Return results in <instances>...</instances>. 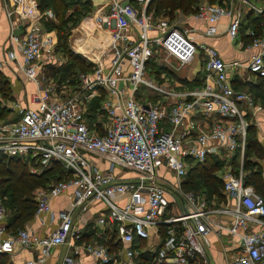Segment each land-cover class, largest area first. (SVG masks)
<instances>
[{
    "label": "built area",
    "instance_id": "built-area-1",
    "mask_svg": "<svg viewBox=\"0 0 264 264\" xmlns=\"http://www.w3.org/2000/svg\"><path fill=\"white\" fill-rule=\"evenodd\" d=\"M5 1L7 14L15 13L23 30L8 34L11 48L0 64L13 60L47 95L32 107L14 103L17 119L0 123V161L28 158L32 172L60 164L64 178L33 190V217L41 225L55 217L54 197L66 194L70 199L56 227L39 235L27 227L8 229L0 196V252L40 247L35 257L9 264H44L50 250L61 244L70 253L61 264H86L81 252L96 264H141L138 258L146 253H152L153 264H205L210 231L238 236L239 250L230 264H264V199L241 171H220L225 193L220 205L202 191L184 187L188 169L208 155L242 160L248 125H261L256 118L261 103L251 91L232 85L229 70L243 69L245 80L264 76V34L250 31L258 50L245 63L225 61L186 29L167 18L154 19L146 11L150 0H107L81 21L86 28L110 31L107 60L78 72L79 82L59 96L41 62L43 56L57 59L56 34L42 23L55 18L53 10L40 9L36 0ZM190 16L206 23V35L218 34V22L226 17L230 37L237 35L241 20L231 3L204 2ZM199 49V84L177 88L147 75L155 51L181 66ZM100 87L104 97L92 108ZM260 130L264 137V127ZM92 155L108 165L100 166ZM92 201L104 204L96 221L115 228L116 251L97 239L84 240L73 223L72 212H84ZM215 215L228 216L229 222L215 221Z\"/></svg>",
    "mask_w": 264,
    "mask_h": 264
},
{
    "label": "crops",
    "instance_id": "crops-1",
    "mask_svg": "<svg viewBox=\"0 0 264 264\" xmlns=\"http://www.w3.org/2000/svg\"><path fill=\"white\" fill-rule=\"evenodd\" d=\"M106 1L107 0H90L93 7L104 4ZM259 1L260 0H235V3L231 1V5L236 7V9H239L241 13L239 30L237 35L234 37H230L224 29L227 22L226 17L219 20L218 28L220 30L216 35L203 34L206 23L203 20L192 18L190 16V13L184 12L180 8L175 9L174 18L172 17L173 20L171 21V24L186 29L195 41L205 42L214 47L217 50L218 54L225 61L237 60L241 63H245L250 55L258 50L257 45H254L252 43V35L250 31H252L255 35L264 34V6H259ZM9 8L10 6L7 1L0 0V59L3 58L6 50L11 48V45L7 39L8 34L12 32L14 34L20 35L23 30L19 17L15 13H12L11 15L7 14V10ZM55 18L53 20H55ZM45 21L46 20H42L44 27ZM45 29L51 30L55 33V28L52 29L45 27ZM90 29L96 30L100 29V27H91ZM109 34L110 31L108 32L107 36V48L109 46ZM86 47L87 45L84 43V41H82L80 37L75 38V40L73 41L72 49L77 53L81 52L83 54L82 50L86 52ZM100 50L101 49L97 50V53H93V60H91L90 58L89 59L94 62L103 60L105 61L107 57H105L104 52H101ZM84 55L86 56V54ZM86 57L88 58V56ZM55 61L56 60H53L52 58H47L44 56L41 59L42 64L47 67L45 69L51 70V72H54V70H56L53 69L52 66ZM187 64L191 65L189 73L180 77L178 76V79H175L173 83L171 82V84L175 85L177 88L188 86L191 87L194 85L190 83L187 84L186 79L193 80L195 78H201V49L195 52L194 57L190 62H187L182 66H185ZM0 74L6 81L10 90L9 98L6 99V105L8 108L13 109V105L15 102L23 106L32 107L36 105L40 96L44 97V94L45 96L47 95L45 92L39 89V86L34 80L28 78L25 75L24 71L19 68L13 60L0 64ZM229 74L231 83L234 87H240L241 89L243 87V89L250 90L255 99H257L261 103L262 108L257 111L256 118L261 122V125L258 127V129L260 127H264V98L262 100L260 98L261 95L256 94V92H259L260 90H254L253 87V89L247 88V85L252 86L257 84L259 77L252 76L251 78H249V80H245V72L239 67L230 69ZM78 82L79 79H77V81L73 84L64 82L62 84H66L67 86L71 84L72 86H74ZM247 82L249 84H247ZM103 97L104 89L100 87L99 95L94 96L92 99V108L96 107L102 101ZM11 112L14 113L16 111L13 109V111ZM92 157L95 159V161L99 162L100 166L106 167L108 165L106 162L100 161L97 156L92 155ZM51 204L55 217L45 218L50 219V222H47V224L45 225H41L39 220L37 218H34L33 215L31 218L27 219L24 222L23 227L30 228L34 231V233L39 235H45L53 228H55L60 220V218H58L60 212L69 206L70 199L66 194H61L54 197L51 200ZM104 209V204L102 202L92 201L89 204L87 210H85L84 212H78V210H74L72 212L74 225L82 230V235H88L84 237L86 239L82 237L84 240H92L98 238L101 235H105V225H107L108 227V224L101 225L96 221L97 217L104 211ZM212 219L215 221L217 220L222 221L223 223H228L230 218L224 215H215ZM207 238L209 240V244L206 246V250L209 256V261L205 264H230L231 259L234 258L239 250L240 240L238 239V236L231 235L226 231L220 235L216 234L213 231H210L207 234ZM39 249V246L30 248L18 247L16 252H14L13 254L0 252V256L4 257V262H2V264H9L28 258H33L39 253ZM69 254V249L66 244L58 245L50 250L44 264H61L63 258ZM80 257L86 264H96L93 258L87 253L81 252Z\"/></svg>",
    "mask_w": 264,
    "mask_h": 264
},
{
    "label": "trees",
    "instance_id": "trees-1",
    "mask_svg": "<svg viewBox=\"0 0 264 264\" xmlns=\"http://www.w3.org/2000/svg\"><path fill=\"white\" fill-rule=\"evenodd\" d=\"M37 3L40 9L51 7L56 19L55 20L47 19L45 21V27L47 25L46 28H56V30L57 27L55 25V22L57 21L58 16L60 17L59 19L62 21L60 26L63 27L65 25H69L68 28L70 29L72 26H74L77 23V20L79 22L82 15L90 12L93 9L90 0H37ZM218 3H223V2H218ZM76 4L77 5L83 4L84 12H82L83 8L76 9V7H74V5ZM170 5H171V12L168 11V7ZM198 6H196L194 2L193 3L190 2V0H150L146 6V11L150 12L153 15L154 19L159 18L157 17L156 13L161 11L166 13L167 12L171 13V18H172L174 16V11L177 8H180L184 12L191 13L194 12L198 8ZM68 8H72L71 12H67L68 14L72 16L76 13L78 14L76 20L71 21L70 18L67 17L68 14L66 13V11L68 10ZM65 27L63 28L65 29ZM68 28L65 30H68ZM65 30L64 32H66ZM59 37L63 38L62 35ZM69 53L71 54L69 59L77 60L78 58L77 52L75 51L72 52L71 50H69ZM151 60L148 61L147 65L151 62ZM79 62L82 63V61ZM71 66L72 65L70 63L62 64L61 69L59 68V73L61 72V75L58 77L59 81L60 80L65 81L66 79H68L66 78V75ZM91 66L93 67V65ZM92 67L90 68V70L92 69ZM81 71H87V69ZM77 74L78 72L76 73L75 76L76 78L74 77L69 78V83L73 84L74 82L77 81L78 79ZM0 77L2 78V81L5 83V85L8 87L3 77L2 76ZM200 82H201V78H197L196 84H199ZM247 84L249 83L247 82ZM247 86L248 89L254 88V90L261 91V89H264V76H260L258 78L257 84L252 86L249 85ZM260 91L256 92V94L260 95ZM3 107L2 109L4 110ZM1 113L2 110H0V115ZM257 132L258 130L255 125L253 124L248 125L247 134H246V145L249 148V150L252 151L253 154L257 156H261L263 155V152L262 149L260 148V143H258L256 140ZM210 156L217 157L216 155L211 154L208 155L206 158ZM245 156H247V154ZM203 162H197L188 169L184 181V187L190 189L193 188V186H196L198 188H204L202 189L203 190L202 192H205V195L207 194L208 196L209 194L221 195L220 187H222V183H223L222 179L220 176L216 175L213 172L214 167H217L218 164L216 163L215 160L206 164H202ZM256 163H257L256 161L251 163V160L248 159L246 160L244 168L249 170V172L244 174L243 178L245 182L252 184L264 199V178H262L260 172L252 170V166H253L252 164H256ZM30 165H31V161L28 158L22 156L3 157L0 161V196L2 198L4 207L10 211V214L8 216H5V225L8 229L12 231L17 230L20 227H23L24 222L33 216L36 207V201L33 198L34 188L37 186H44V187L49 186L50 183L48 182L50 179L49 177L51 176H54L55 180H57L64 178L65 175L58 162H55L50 167L45 168L42 172H32L29 169ZM194 167L198 169H194ZM208 196L207 199H209ZM105 226H106L105 235H101L96 239L103 242L107 246H110L112 250L116 251L119 247V242L117 241L116 238V230L114 227H109V226L107 227V225ZM86 236L88 235L86 234L82 235L83 238ZM151 257H152V253L151 254L146 253L144 254L142 260L139 258L138 260L141 264L148 262L150 264H153L151 263ZM0 260L2 264V262H4L3 261L4 257L0 256Z\"/></svg>",
    "mask_w": 264,
    "mask_h": 264
},
{
    "label": "rangeland",
    "instance_id": "rangeland-1",
    "mask_svg": "<svg viewBox=\"0 0 264 264\" xmlns=\"http://www.w3.org/2000/svg\"><path fill=\"white\" fill-rule=\"evenodd\" d=\"M231 1H233L235 3V0H190V2H192V3L194 2L196 6H198L204 2H213V3L223 2L225 4H229V3H231ZM259 4H260L259 6H264V0H260ZM74 7H76V9H80V8H83L84 5L83 4L77 5L76 4V5H74ZM72 8H68L66 13L71 12ZM168 11L171 12V5L168 7ZM82 12H84V8H83ZM188 13H190V12H188ZM85 14H87V13H85ZM156 14H157V17L167 18L170 21H172L174 18V16H173V18H171V13H168V12L166 13V12L161 11V12H158ZM77 16H78L77 13L74 14L73 16L70 14L67 15V17L70 18L71 21L76 20ZM83 16L84 15H82L79 22L77 20V23L74 26H72L70 29L68 28L69 25H65L66 27L63 26V27H65V29L68 28V30H65L62 26H60L62 21L59 19L60 18L59 16H58L57 21L55 22V25L57 27V30H56V28L54 29L55 34L57 36L56 37V44H55V54H56L57 59L53 63L52 66H53V69H56L58 72L55 73L56 70H54V72H51V70H49L48 72H49L50 77H51L49 81L51 82V84H55V89H56V93H57L56 95H59V96L65 94L68 90V87L71 86V84H69L67 86V88L64 89V88H62L63 82L69 83V78H73V77L76 78L75 76H76L77 72L84 70V69H87V71H88L92 67L91 65L97 64L96 61L95 62L91 61L94 58L93 53H97V50L101 49L100 51L104 52L105 57L108 56L107 36H108L109 30L103 29V28L92 30L93 28L90 29L91 27H89V29L86 27L84 28V26H82L83 24L81 22V21H83V19H82ZM46 27H47V25H46ZM64 30L66 32H64ZM61 35L63 36V38L59 37ZM78 37H80L82 39V41H84V43L87 45L86 52L84 50H82L83 54L81 52L77 53L78 54L77 60H71V59H69V57L71 56V54L69 53V50L74 52L72 49L73 41L75 40V38H78ZM106 48H107V50H106ZM84 54H86V56H88V58ZM154 54H156V55L154 57H152L151 62L147 65V75H149V77L155 78V81H157L159 83H166V81L169 80L170 82L173 83L175 81V79H178V76L180 77V76H183V75L189 73V69L191 66L190 64H187L185 66H182V65L178 66L177 65L178 63L173 58H168L170 63H167L164 59L165 55H164L163 51L158 50V51H155ZM106 59H105V61L103 60V62H106ZM79 61H82V63H80ZM65 63H70L72 65L70 67L67 75H66V78H68V79H66L65 81H61V80L59 81L58 77L61 75V72L59 73V68L61 69L62 64H65ZM62 80H63V78H62ZM186 82H187V84H189V83L195 84V83H197V78H195L193 80L192 79H190V80L186 79ZM175 84H177V83H175ZM9 94H10L9 87H7L5 85V83L2 81V78L0 77V110H2V113L0 115V123L3 121H14L17 119V113L16 112L12 113L11 111H13V109L8 108L6 105L7 104L6 99L9 97ZM260 95H261L260 98L263 100L264 89H261ZM44 97H46L45 94H44ZM50 97H51V95H50ZM2 107L4 108V110L2 109ZM256 128L258 130L257 135H256L257 136L256 140L258 143H260V148L262 149L263 155L257 156L255 154H253L252 151L249 150V148L246 145L242 160L239 158H236V157H230V156L222 154V157H220L218 155H216L217 157L210 156V157L206 158L207 160H205L202 164H206V163H209V162L215 160L218 165H217V167H214L213 172L218 176H220V171L224 170V169H229L232 172L241 171L244 175L247 172H249V170L244 168L245 162L248 159V160H251V163H253L254 161L257 162L256 164H252L253 165L252 170L260 172V174L262 175V178H264V137H262V135H261L260 128L259 129H258V127H256ZM246 154H247V156H245ZM195 167H194V169H198ZM166 177L169 179H172V177L169 176L168 173H166ZM49 178L50 179H49L48 183H51L55 180L54 176H51ZM193 188L196 192L203 191L202 189H204V188H198L196 186H193ZM193 188H191V189H193ZM203 193L205 194V192H203ZM220 194L221 195H217V194H209V196L207 194L206 195L209 197L210 202H212L214 205H220L225 200V193L222 191L221 187H220ZM9 214H10V211L7 208H5V216H8ZM144 264H148V263H144Z\"/></svg>",
    "mask_w": 264,
    "mask_h": 264
}]
</instances>
